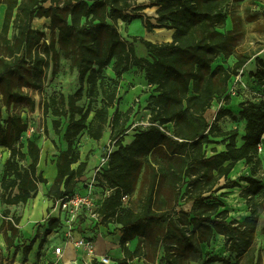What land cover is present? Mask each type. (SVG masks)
<instances>
[{"label":"trees","instance_id":"16d2710c","mask_svg":"<svg viewBox=\"0 0 264 264\" xmlns=\"http://www.w3.org/2000/svg\"><path fill=\"white\" fill-rule=\"evenodd\" d=\"M238 1L0 0V5L7 6L0 31V149L10 152L1 178L0 199L7 205L3 235L9 250L17 248L22 220L10 207L36 198L40 186L48 185L49 179L40 168L42 147L33 139L25 142L22 138L28 129L22 115L9 112L4 118L3 109L18 103L34 104L29 89L44 83V55L53 52L58 64L56 43L77 70L79 88L68 96L54 93L44 104V115L55 117L54 131L67 143V149L55 143L57 175L48 198L56 204L86 179L89 158L87 155L81 160L76 138L86 132L100 141L110 128L114 149L96 178L99 187L110 191L98 209L95 239L99 228L107 229L111 224L119 227L123 257L113 264H133L134 257L145 255L147 246L156 251L163 248L165 264H191L203 258L202 244L209 245L217 233L225 236L227 251L237 258L254 247L261 212L253 194L264 188L256 177L262 168L259 144L264 132V100L262 104H240L239 114L247 124L243 143L238 146V129L223 131L219 122L225 117L237 118L226 106L231 102L229 84L253 55L246 52L237 56L233 65L214 66L219 55L230 57L243 39L240 16L232 14L234 25L226 29L228 9ZM148 7H157V16L147 15ZM36 17L50 18V40L46 30L34 27ZM136 19L142 20L149 32L173 29V39L153 42L137 35L132 40L125 38L119 22L129 24ZM137 42L143 44L150 58L137 53ZM256 61L258 69L251 75L264 87V58L258 56ZM111 65L115 76L110 78L105 70ZM134 67L144 73L154 93L145 106L150 111L149 124L135 126V134L126 142L134 110L132 106L118 108L122 100L119 88L124 75ZM84 98L88 99L87 106L79 104ZM216 100H224L226 105L210 122L206 115ZM63 118L68 120L64 130ZM212 136L225 137V149H215L209 155L205 146L214 142ZM242 160L251 174L231 178ZM223 179L225 184L221 185ZM238 180L249 183L243 196L251 214L242 221L230 218L216 196L222 188L238 186ZM139 183V209L126 206ZM181 200L192 203L191 211L178 209ZM60 225V217L50 216L46 234ZM136 238L139 243L133 250L128 242ZM37 240L38 234L21 244L25 255ZM216 260L223 259L212 257L204 264ZM91 264L105 263L94 258Z\"/></svg>","mask_w":264,"mask_h":264},{"label":"rangeland","instance_id":"374dc122","mask_svg":"<svg viewBox=\"0 0 264 264\" xmlns=\"http://www.w3.org/2000/svg\"><path fill=\"white\" fill-rule=\"evenodd\" d=\"M140 2H143V0H140ZM228 11L230 14L226 21V29L233 27L234 22L232 16L235 14L236 16L241 17L244 36L233 54L228 58L223 54L219 55L215 60L214 66L218 64H224L226 66L233 65L237 61V56L246 52L255 56L260 54L264 55V0H239L238 2L233 3ZM126 26L127 25H125L124 22H119L120 31L124 37L129 40H132V36L134 35L144 37L145 33H149L144 24H141L140 22H135L130 31ZM46 32H49L47 39L50 40L51 30L47 29ZM12 33L13 31L11 29L9 34L10 37L12 36ZM161 39L164 40L168 38L163 36ZM135 47L139 55L150 58L143 44L137 42L135 43ZM56 49L59 52L58 64L53 52H51L49 56L44 55L46 58L44 83L38 89H29L31 95L35 99L34 104L18 103L13 104L9 109L7 107L3 109L4 118H8L9 112H17L22 115L23 120L28 125L27 131L22 136L23 140L25 142H27L28 139L35 140L42 147V153L47 161L53 160V151L48 149V146H50L49 144L54 142L53 146L55 148V143L60 147L59 144L62 143V136H59L54 131L53 119L55 117L51 113H49L48 116L44 115V104L54 93H63L65 96H68L69 94L75 93L79 88L77 70L73 69L70 60L64 57L60 51L59 43H56ZM105 74L110 78L115 76L112 70V65L105 70ZM125 75L126 76L123 77L124 85H122L121 82L119 88V96L122 97V100L120 104H118V108L125 110L126 105L133 107L134 112L131 115V120L129 122V124H132L133 126L125 133V141L130 142L132 136L136 132L134 129L135 126L140 125L141 127V125L149 124L150 112L145 109V106L149 96L154 93V90L153 87L146 82L144 73L136 67L132 68ZM248 80H250V85L246 87L247 89L244 92H236V82L232 80L230 86L232 89L231 94L235 91L237 94L243 95L241 99L243 102L252 101L257 104H262V101L264 100V87L261 85L262 83L253 76ZM239 81L240 80H237V83ZM221 101L223 102L221 103ZM79 104L87 106L88 99L84 98ZM224 105H226L224 100H216L214 102L213 107L208 112V115H206L210 122L214 121L217 110ZM116 107L111 109L112 116L115 114ZM236 112V119L225 117L219 122V126L223 131L238 129L239 136L237 138V144L240 146L243 143L242 137L245 134L247 121L240 116V108L237 107ZM67 123L68 120L63 118L62 130L66 128ZM45 129L48 130V133L45 132ZM106 131L107 132H105L104 137L100 141L93 140L86 132L81 134L75 140V146L81 152V160H84L87 155L89 158L90 166H88L86 179L91 178L99 164L101 156L105 155L107 150L113 146L110 138V128ZM211 139L214 140V142L205 146L207 154H213L215 149H225V145L223 144L225 137L212 136ZM9 154L10 152L7 148L0 149V192L1 178ZM259 156L262 160V168L256 177L264 186V141L263 150L260 151ZM25 163L28 164L29 161ZM40 168L44 171V174L47 175L46 168L43 165L42 167L40 166ZM250 174V167L246 165L245 160H242L237 163L230 176L233 179H237L240 175ZM220 184L224 185L225 180H221ZM248 186V182L238 180V186L222 188L216 193L217 201L223 204L222 210H226L229 213L230 218L242 221L251 214V207L249 206L247 199L243 196V191ZM139 187L140 183L137 190L128 198L126 206H132L135 209H139ZM49 188V184H43L40 187L39 192L44 190L45 198L42 201L41 206L36 210H33L34 208L32 207L35 198L30 200L27 204H19L10 207L14 214L22 216L19 225L21 236L16 241L15 246H17V248H12L11 250L7 248L3 235V232L6 229V226L4 225V210L7 208V205L3 204L0 199V264H63L66 261V258L73 257L80 259L79 264L92 263L93 258L89 255H86L88 256L86 257L83 253L84 249H81L80 252H78L72 243L68 245L65 244L67 241L64 236L65 231H61L57 228L52 233L46 234L48 228V216H58V210L55 209V204L47 196ZM253 195L257 201V207L261 212L254 247L241 258H237L236 255H231L227 251L225 236L217 233L215 239L209 245L202 244L204 252L203 258L198 261H192L191 264H204L212 257L222 258L223 260H216L210 264H264V231L262 230L264 224V188ZM180 202L181 207L178 209L183 208L186 211H191L192 203L185 202V200H181ZM117 228L119 227H115L114 224L109 225L107 229L102 228V230H100L99 228L96 233V242H98L97 246L101 250L109 245V243L105 241V236L110 237L112 242L118 238L119 234ZM37 234L38 240L35 243L33 250L28 255H25L21 244H23L24 241H31L37 236ZM41 242L42 246H39ZM116 242L118 244V239ZM138 243L139 240L136 238L128 242V245L134 250ZM62 245L64 246L65 251L62 256H59L55 253V248ZM144 250L145 255L134 257L132 261L133 264H165V251L163 248L156 251L153 246H147ZM114 253L115 251H113V255ZM109 257L111 260H115L114 257ZM111 264H113V262Z\"/></svg>","mask_w":264,"mask_h":264},{"label":"built area","instance_id":"2783aa9c","mask_svg":"<svg viewBox=\"0 0 264 264\" xmlns=\"http://www.w3.org/2000/svg\"><path fill=\"white\" fill-rule=\"evenodd\" d=\"M232 89L229 88V94ZM264 132L262 142L259 144V151L263 150ZM114 145L109 148L105 155L101 156L99 164L91 178L85 179L79 189L65 195L56 201L55 209L58 210V217L61 219L59 230L65 231V244H73L80 252L84 249L91 258H96L99 262L111 264L113 260L108 255L97 254V242L95 239V226L100 221L99 207L103 197L109 193L110 189L99 187L97 176L108 165L110 154ZM104 192V194H103ZM126 199V198H125ZM50 216H48L49 218ZM55 253L59 256L64 254V246H57Z\"/></svg>","mask_w":264,"mask_h":264},{"label":"crops","instance_id":"0c3cea01","mask_svg":"<svg viewBox=\"0 0 264 264\" xmlns=\"http://www.w3.org/2000/svg\"><path fill=\"white\" fill-rule=\"evenodd\" d=\"M143 1L149 3L148 2L149 0H143ZM0 7H3L2 14H1V17H0V31H1L2 26H3V19H4V15H5V11H6V7L7 6H6V4H1ZM145 13L147 15H149V16L155 17V16H157V7H148L147 9H145ZM152 21L155 22V19L153 18ZM135 22H140L141 24H143L142 20H140V19H136V20L132 21L129 24H125V23L124 24L127 25L126 27H128L129 31H130L132 25L135 24ZM33 25H34L35 28H40V29L47 30V29H49L48 26L50 25V18H48V17H36L33 20ZM44 26H45V28H44ZM158 33H160V34H158ZM47 34L49 35V32H47ZM173 34H174V30L173 29L162 28V29H156L154 32L145 33L144 34L145 35L144 38L147 39V40L153 41V42H166V41H171L172 40ZM163 36H166V38H167V36H170L171 39H164L163 40V39H161V38H163ZM258 56L261 57V58H264V55L260 54ZM258 56L253 55V57L248 61V63L243 67V69H241L240 74L238 76L232 77L231 81L234 80V82H236V92L237 91L244 92L247 89L246 87L248 85H250V83H249L250 80H248V79H251V76H252V75H250L251 72H256L257 69H258L257 61H256V58ZM124 76H126V75H124ZM237 80H240V81L237 83ZM231 81H230V84H229V88L231 86ZM122 85H124V80H122ZM236 92L234 91L233 94L230 95L231 102H230V104L226 105L228 108L232 109L235 113H237L236 112L237 111V107L240 108V104L243 103V100H241L243 95H239ZM222 102L223 101H221V103ZM129 107H130L129 105H126L125 110L128 109ZM207 115H208V113H207ZM61 140H62V143L59 144L60 147L62 149H67L66 141H64L63 139H61ZM49 145L50 146H48V149L50 151H53V153H52L53 160H48L47 161L46 157L42 153L40 166L42 167V165H43L45 168H46V164H52V165L55 166V168H56L55 173L52 176H49L48 174L46 175L48 177V179H49V186H50L54 182L55 177L57 175L56 159H57L58 150L53 146L52 142ZM2 149H6V148H2ZM54 154H55V156H54ZM47 162H49V163H47ZM88 166H90V163H89ZM121 235L122 234H120L118 236V238H117L118 239V244L116 242L117 239L115 241L113 240V242H112L110 240L111 239L110 237H106L105 236V239H106L105 241H107L109 243V245H108V247L104 248L103 250H101L97 246V248H98L97 249V254L98 255H108V256L114 257L115 259L122 258L123 257V252H122V249H121V246H120ZM113 251H115L114 255H113ZM83 253H84L85 256L87 255L85 251ZM86 257H88V256H86ZM86 259H88V258H86ZM114 262H115V260H114ZM63 264H65V262Z\"/></svg>","mask_w":264,"mask_h":264},{"label":"bare ground","instance_id":"6f19581e","mask_svg":"<svg viewBox=\"0 0 264 264\" xmlns=\"http://www.w3.org/2000/svg\"><path fill=\"white\" fill-rule=\"evenodd\" d=\"M2 9L3 7H0V17L2 14ZM168 39H170V36L167 37ZM55 166L52 164H47L46 165V172L49 176H52L55 173ZM44 190H42L41 192L38 193V195L36 196V198L33 200V210H36L37 208H39L42 204V201L44 200ZM98 249V248H97ZM90 256V255H89ZM80 259L73 257V258H66L65 264H79Z\"/></svg>","mask_w":264,"mask_h":264}]
</instances>
